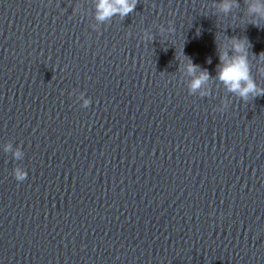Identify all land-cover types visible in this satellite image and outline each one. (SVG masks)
Masks as SVG:
<instances>
[{
    "label": "water",
    "instance_id": "95a60500",
    "mask_svg": "<svg viewBox=\"0 0 264 264\" xmlns=\"http://www.w3.org/2000/svg\"><path fill=\"white\" fill-rule=\"evenodd\" d=\"M100 2L0 0V264H264V0Z\"/></svg>",
    "mask_w": 264,
    "mask_h": 264
},
{
    "label": "clouds",
    "instance_id": "9594fccd",
    "mask_svg": "<svg viewBox=\"0 0 264 264\" xmlns=\"http://www.w3.org/2000/svg\"><path fill=\"white\" fill-rule=\"evenodd\" d=\"M138 0H115V6L112 0H101L98 5L100 15L98 19L104 20L112 16L113 14H119L120 16L129 15L137 6ZM230 3L228 0H222L223 11H230ZM254 13L264 15V3H259L258 6L251 8ZM260 24L256 26L259 27ZM233 45L235 53H244V55H237L232 59H229L227 54L220 55L219 66V80L223 82L229 91L237 93L241 99L245 102L249 98H256L264 96V88H258L253 82L250 75V69L247 60V47L248 42L244 38H233ZM196 70L195 65H190L189 71L194 72ZM209 79L208 73L203 72L198 79H196L191 87L193 90L199 89L201 85ZM20 152H16V157L19 158ZM27 178L25 172H22L19 168L15 170V179L18 182H23Z\"/></svg>",
    "mask_w": 264,
    "mask_h": 264
}]
</instances>
